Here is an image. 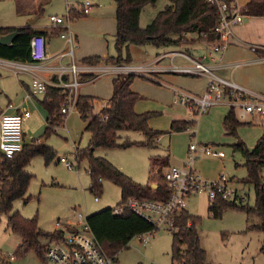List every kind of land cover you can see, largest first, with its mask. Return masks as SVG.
Wrapping results in <instances>:
<instances>
[{
  "label": "rangeland",
  "instance_id": "obj_1",
  "mask_svg": "<svg viewBox=\"0 0 264 264\" xmlns=\"http://www.w3.org/2000/svg\"><path fill=\"white\" fill-rule=\"evenodd\" d=\"M248 1L239 0L240 7L245 9ZM39 3L44 5H42L44 10L38 15ZM86 3L94 6L91 15L81 16L71 23V29L78 34L80 43V48L75 53L76 62L84 65L83 58L89 56L117 57L116 4L113 0H0V27L23 28L35 24V26H44L49 29L54 28L53 30L58 33L63 28L51 26L50 16L67 17V7L78 8ZM168 5L169 0H158L155 6L145 7L143 17L145 18L147 11H150L148 9H152L153 15L149 19L143 18V28L149 26ZM252 31L259 33L262 37L258 39L257 34L251 33L254 41L249 42L263 45L264 18H259L257 28H253ZM249 34H245L244 37L248 38ZM55 43L57 47H60L59 50L65 44L62 40H56ZM155 49L157 48L150 45L125 47L123 57L129 53L133 60L130 61L132 67L142 66L157 54ZM69 62L65 61L64 65ZM130 64L127 66H131ZM20 69L21 66L0 63L1 110L8 105L9 100H12L14 105L20 103L25 105L24 92L16 76H21ZM185 78L168 74L162 79L163 85H159L149 78L136 77L132 87L141 96L136 104V111L142 114H152L150 127L154 131L164 133L160 138L161 142L150 148L141 146H132L127 149L99 148L95 150V157L108 160L136 183L147 185L150 181L151 159L157 156L165 159V155L168 154V145L171 148L169 152L171 159L181 152L187 156L189 146L193 142L199 147H217L227 155L225 160L210 157H206L208 159L199 158L193 170L204 179L212 176V181H217L222 176L232 179L233 187L249 193L250 203L253 205L254 189L243 183L248 179L246 160L241 153L235 152L234 145L246 138L255 140L252 148L248 146L249 150H253L264 134V124L259 119L252 124L241 123L237 129V135L229 136L225 133L223 122L219 123L217 118L195 125L194 137L189 131L171 132L172 122L186 119L185 114H187L184 109L172 108L173 97L176 95L172 88L177 92L197 96L196 92L187 88L190 82ZM113 80L112 76H104L94 83L81 80L82 83L89 84L80 87L79 95L107 100L113 95ZM51 82L52 86L57 84L52 80ZM199 85L203 87L205 82L200 81ZM93 105L96 107L95 112L99 113L100 103L93 102ZM37 107L38 110L35 106L29 105L28 111L34 115L30 116V119L27 118L23 126L26 135L24 145L45 144L54 150L56 156L49 164H46L42 156H37L31 161L27 170L34 175V178L27 196L14 202L13 211L19 212L25 219L37 218L39 229L51 233L56 231L55 224L58 220H76L75 208H78L79 212L86 217L107 208H116L122 202L121 189L112 181L104 179L102 194H99L100 201L96 202V195L89 191L92 184L89 163L87 160L78 162L76 158L77 150L83 152L88 149L91 140L90 134L86 133V122L79 112L76 111L68 117L64 116L66 119L63 126L55 132L46 133V114L41 110L39 103ZM214 109L224 112L231 111V108L226 105L216 106L211 110ZM120 136L122 143L146 141V137L140 132L124 131L120 133ZM170 136L173 137L172 140ZM62 158L72 163L73 168L68 169L61 162ZM28 197H31V200L27 202ZM209 204V199L205 194L192 196L187 201V210L192 215L202 218L199 233L201 246L207 254V264H264V255L260 252L264 240L263 234L257 231H247L248 224L260 223L259 217L248 216L238 210H229L224 213L222 219H214L208 212ZM7 225L8 215H4L0 219V264H53L33 251L24 256H18L17 249L22 239L8 230ZM42 243L45 244L46 241L42 240ZM11 255L16 256L15 260L8 262ZM117 257V264H173L172 235L167 230L160 229L146 245L136 237Z\"/></svg>",
  "mask_w": 264,
  "mask_h": 264
},
{
  "label": "trees",
  "instance_id": "obj_2",
  "mask_svg": "<svg viewBox=\"0 0 264 264\" xmlns=\"http://www.w3.org/2000/svg\"><path fill=\"white\" fill-rule=\"evenodd\" d=\"M116 4L117 33L115 46L118 56L113 58L92 57L84 59L82 63L87 66H97L101 63H111L116 66L129 65L132 61L129 53L123 57V49L130 46L151 45L157 48L177 45L183 41L187 34H197L199 40L214 42L219 35L214 31L218 17L216 7L208 0H170V4L158 14L156 19L146 28L140 25L142 12L147 6H155L158 0H113ZM72 17L85 16L70 11ZM243 14L253 17H264V0H249ZM17 32L18 36L10 45L0 44V59L20 64H28L31 59V40L37 34L29 27L0 28V38ZM48 37L47 32L40 33ZM137 74L119 75L113 80L114 91L112 97L105 103L99 113L95 112L93 102L98 99L78 95L76 111L86 122V133L90 134L89 148L78 152V162L87 160L92 184L89 191L99 197L103 190V180L107 179L117 185L122 192L121 206L128 198L150 199L167 201L169 189L164 180V171L169 167L168 159L160 156L151 159L150 181L147 185H140L119 171L104 158L95 157L96 149H127L132 146L155 147L157 140L164 134L154 131L149 126L152 114H139L135 105L141 96L131 88ZM147 79L145 76H141ZM98 78L95 74H82L80 81H93ZM57 77L52 81L59 83ZM63 81H69L66 76ZM68 92L60 87L48 85L47 93L41 102L47 112V131L55 132L64 125L65 117L61 113L64 102L67 101ZM194 123L174 121L171 132L186 131ZM241 125L235 113L231 110L226 116L224 126L228 135L236 136ZM124 131L140 132L146 137L143 142H121L120 133ZM235 152H239L246 160L245 167L248 179L244 184L253 187L255 203L246 206H236L219 197L215 203L209 204L208 212L214 219H222L225 212L238 210L248 216H258L259 224H248L247 231H257L264 236V189L261 186V173L264 166V134L253 150H249L241 141L234 145ZM42 156L49 164L56 154L45 144L24 145L23 150L14 158L7 159L0 152V219L8 215V230L19 235L22 242L17 249L18 256L35 252L44 257L48 246L42 240L53 241L58 233H46L39 229L37 218L25 219L19 212L13 211L14 202L25 198L30 184L34 178L27 167L31 161ZM157 187L154 189L152 185ZM31 197L27 198V202ZM114 208H107L88 217V224L105 253L109 256L118 254L127 249L130 242L143 234L153 231L154 226L133 212L127 211L122 216L114 215ZM202 218L191 215L187 210L181 212L176 218V232L172 235L173 262L181 261L183 264H207L206 251L201 246L199 227ZM260 252L264 255V240ZM16 257V256H15Z\"/></svg>",
  "mask_w": 264,
  "mask_h": 264
},
{
  "label": "built area",
  "instance_id": "obj_3",
  "mask_svg": "<svg viewBox=\"0 0 264 264\" xmlns=\"http://www.w3.org/2000/svg\"><path fill=\"white\" fill-rule=\"evenodd\" d=\"M208 1L216 7L218 21L214 31L220 36V42L214 46V50L220 52L227 47L223 42H226L231 34V25L233 23H241L244 19V14L237 0ZM92 7V4L86 3L73 9L80 14L86 15ZM70 11L71 9L69 8L67 17H50L53 27L63 28L60 31V37L66 40L67 46L62 56H68L71 59V65L68 68L70 74L69 81L60 79L59 83L55 84L56 87H60L68 92L67 101L61 108V113L66 117L76 111L79 89L83 84L80 81V75L86 72L82 70L75 60V51L78 48V44L70 28L72 21L76 20V18L72 17ZM253 50H256V48ZM48 58L45 37L42 34L35 35L31 40L32 62L42 63ZM240 65L236 64L235 66L239 67ZM19 66H21V71L28 70V65L26 64ZM85 68L88 71L89 68ZM113 68V70L98 71L118 75L147 72L145 67L124 65ZM90 71L92 70L88 72ZM170 71L208 78L206 91L201 96L181 92H178L176 95V103L192 110L196 116L206 115L213 107L226 105L231 108L241 123H247L253 118H259L264 124V96L255 95L235 83L218 77L212 68L198 61H193V66L191 67H173ZM97 76L99 77V75ZM47 86L46 82L35 79L32 83L30 95H46ZM30 116L31 114L28 111L17 114L3 112L0 115V152L5 158L12 159L23 150L24 120ZM201 156L222 159L226 157V154L222 150L217 149V147H199L193 142L188 149L185 167L169 166L164 171V180L170 193L167 201L128 198L121 206L114 208L113 212L116 216H122L127 211H130L154 226L155 229L153 231L138 236V239L144 245L148 244L153 235L160 229L167 230L171 234L176 232V218L187 209V201L192 196L205 194L212 205L219 197L239 207L250 204L249 193L233 187L232 179L222 176L217 181H210L202 178L194 171L193 164ZM61 162L68 169L73 168V164L68 160L62 158ZM261 174L260 182L264 189V166ZM95 200L99 201V197H95ZM74 214L76 216L75 221L59 220L56 222V232L59 235L57 239L48 244L44 253L45 260L53 264H116L117 257L109 256L105 253L100 242L93 234L87 217L77 210L74 211ZM14 260L15 256L11 255L8 262ZM173 264L183 263L176 260Z\"/></svg>",
  "mask_w": 264,
  "mask_h": 264
},
{
  "label": "crops",
  "instance_id": "obj_4",
  "mask_svg": "<svg viewBox=\"0 0 264 264\" xmlns=\"http://www.w3.org/2000/svg\"><path fill=\"white\" fill-rule=\"evenodd\" d=\"M237 3L240 7L239 0H237ZM169 4H170V0H169ZM42 5L43 4L40 5V3L38 5V11H37V13L39 12L38 15L41 14V12L44 10V7H43L44 5L43 6ZM69 8L73 9L75 7L74 6L73 7H67V12H68ZM93 8H94V6L90 10V12L85 15V17L87 15L88 16L91 15ZM146 8H150V7L147 6ZM240 9L243 12L244 9L241 7H240ZM148 10H150V11H147V15L145 18L143 17L144 16L143 14L141 15L140 25L142 28L144 27V23H143L144 19H147V18L149 19L153 15L152 9H148ZM79 17H81V16L79 15L78 18ZM74 18L77 19V17H74ZM259 18L263 19L264 17H253V16L244 15V19L241 23H233L230 27L231 28L230 29L231 30L230 36L228 37L226 42H223L224 44L227 45V47H226V49H224L223 51H220V52H216L214 50V46L216 44H218V42H220V36H219V40H216L214 42H208V41L199 40V37L197 34L184 35L183 41L177 45H173V46H169V47H161V48L155 47V48H157V49H155L157 51V54H155L154 57L152 56L151 59H149L145 65L143 64L142 66H140V65L136 66V67H145L147 69L146 73L145 72L139 73V74H137V77L145 76V77L151 79L152 81L159 83V85H163L162 79L164 77H166V75H168V74L184 76V77H186L185 80L190 82L189 85L187 86V88L193 90L194 92H196L197 96H199V94L200 95L202 93L204 94L206 91L207 84H208V78L207 77L197 76V75L179 74V73H173L170 71V69H172L173 67H179V68L191 67V66H193V61H198V62H201V63L207 65L208 67L212 68L214 73L218 77H220L224 80H227L229 82L235 83L238 86L244 88L245 90L249 89V91L255 95L264 96V44L260 45V44H253L252 42H249V41H254V40H252V39H254L252 34H257V32L252 31V30H253V28H257ZM32 23H34V22H32ZM26 27L31 28L37 34H40L42 32H47L49 34L48 37H45L43 35L46 39V48L48 51L49 58L42 63L31 62V63L26 64V65H28V70H22L21 76L16 75L17 78L19 79L18 82L21 85V88L24 92V104L25 105L23 106V103L14 105L12 100H9L8 105L3 110H1L2 108H0V115L3 112H6L8 114H17L20 112L23 113L24 111H28L30 109L29 105L35 106L36 109L38 110L39 108L37 107V104L39 103V105L42 108L41 110H43V112H45V114H46L45 120H47V112L45 111V109L43 108V106L41 104V102L44 100L45 95L31 96L30 93H31V89H32V83L35 79H39L41 81L46 82L48 85H51V83H52L51 80L54 77H57L58 79H62L65 76L67 78H70L68 68L71 65V59L68 56H64V57L62 56L63 52L66 51L67 42L65 39H62L60 37V32L57 33L55 30H53L54 28L49 29V28H46L44 26H37V25L35 26V24H30ZM0 28H16V29H19L17 27H0ZM70 30H71V33L74 36V38L78 44V48L76 49V51H77L80 48L79 36H78V34L74 33L71 28H70ZM116 33H117V20H116L115 36H116ZM245 34H249L248 38L244 37ZM257 35H258V39H261L262 36L259 33ZM56 40H62L63 43H65L61 50H59L60 47H57V44L55 43ZM255 48H256V50H253ZM76 51H75V53H76ZM92 57H100V56L84 57L83 60L88 59V58H92ZM104 59H106V58H104ZM75 60H76V58H75ZM65 61H67V62L70 61V62H69V64L64 65ZM0 63L13 64V65H18V66L22 65V64H17V63H13V62L1 60V59H0ZM77 64L82 68V70L86 71L83 74L99 75L98 78H96L95 80H93L90 83H94L104 76H112V77H114V79L117 78V76H119L118 74H115V73L102 72L104 70H113L114 69L113 67H116L115 65H113L111 63H104L103 62V63H101L97 66H94L92 68L90 66H87V65H81V62L80 63L77 62ZM236 64H241V65L239 67H236L235 66ZM85 67L89 68L88 71L89 70H92V71L88 72ZM98 70H102V71H98ZM102 73H105V74L100 75ZM200 81H204L205 86L201 87L199 85ZM1 84L4 87L2 82H1ZM86 84H89V83H86ZM86 84L83 83L81 85V87L83 85H86ZM132 86H133V84H132ZM132 86H131V88L133 90ZM5 87L7 88V85H5ZM172 89H173V93L177 95L178 92L174 88H172ZM113 91H114V85H113ZM28 95H30V96H28ZM176 95H174V97H173L172 108L173 109L174 108H180L182 110L184 109L187 111V114H185L186 119H184V120L178 119V120H174V121H177V122H184L185 121V122H190V123L192 122L195 125H198L199 122H210L211 120L218 118L219 123L223 122V127L225 130V133L227 134L226 128L224 126V121H225L226 116L230 112H226V111L224 112L223 110L217 111L219 109L218 108V109H214L213 111L210 110V112L207 113L206 115L196 116L192 110L187 109V108L176 103ZM109 99H107V100L98 99L97 103H100V107L98 110L99 112L105 106V103ZM99 100H101V101H99ZM219 106H223V105H219ZM135 111H136V105H135ZM28 112H30V111H28ZM137 113H139V112H137ZM30 114H31V116L34 115L32 112H30ZM139 114H142V113H139ZM257 119H259V118H253L249 122L243 123V124H252L253 122L258 121ZM27 120L28 119L24 120V124L27 122ZM150 121H151V119H150ZM150 121H149V126H150ZM259 121H261V120L259 119ZM195 125L191 126L186 131H183V132L189 131L190 133H192V137H194L195 128H196ZM25 137H26V135L24 133V143H25ZM160 138L157 140L156 145H158V143L161 142ZM171 138H173V137L170 136V139ZM239 141H241V140H239ZM241 142L247 148H248V146L252 148L253 144L255 143V140H251V139L246 138V139L242 140ZM170 150H171V148H169V145H168V151H167L168 154L165 155V157H164L165 159H168L169 166H177V167H181V168L185 167V165L187 164V156H184V152H181L179 154H175V157L173 159H171V155L169 153ZM226 157H227V155H226ZM226 157H224L222 159H219V158H215V159L223 161L226 159ZM200 158L208 159L205 156H201ZM195 162L193 164L194 167H195ZM201 177H203V176H201ZM206 179H210V181H212V176H209V178H206ZM156 187L157 186L155 184L152 185V188L155 189ZM254 194H255V192H254ZM96 197H98V196H96ZM99 201H100V196H99ZM99 201H96V202H99ZM254 203H255V200H254ZM250 204H252V203H250ZM75 210L79 211L78 208H75L74 211ZM87 219H88V217H87ZM64 221H68V220H64ZM51 233H57V232L54 231ZM53 241H46V243L49 244ZM117 263H118V257H117L116 264Z\"/></svg>",
  "mask_w": 264,
  "mask_h": 264
},
{
  "label": "water",
  "instance_id": "obj_5",
  "mask_svg": "<svg viewBox=\"0 0 264 264\" xmlns=\"http://www.w3.org/2000/svg\"><path fill=\"white\" fill-rule=\"evenodd\" d=\"M17 36H18L17 32H13L11 34L3 36V37L0 38V44L6 45V46L10 45Z\"/></svg>",
  "mask_w": 264,
  "mask_h": 264
}]
</instances>
